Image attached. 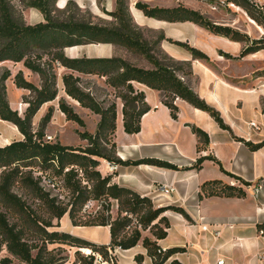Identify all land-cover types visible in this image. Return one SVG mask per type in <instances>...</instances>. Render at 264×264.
Masks as SVG:
<instances>
[{
    "label": "trees",
    "instance_id": "trees-1",
    "mask_svg": "<svg viewBox=\"0 0 264 264\" xmlns=\"http://www.w3.org/2000/svg\"><path fill=\"white\" fill-rule=\"evenodd\" d=\"M20 1L25 7L40 10L44 20L27 23L11 0H0V63L8 60L23 62L25 67L38 74L40 82L37 85L28 80L22 70L14 75V84L29 91L23 96L22 100L27 106L23 114H20L17 109L11 107L7 96L5 81L11 77V71L6 68L0 74V119L12 122L23 134L22 139H15L0 146V251L5 248L9 254L23 264H62L67 257L55 256L51 250H48L46 244L59 246L63 244L90 249L86 255L77 249L73 264H95L97 255L102 261L118 264L113 255L114 248L128 249L137 245L142 239L143 246L147 249V255L152 259L153 264H164L174 253L183 251V247L162 250L156 240L147 236L142 237L141 229H149L156 239H162L167 236V229L170 227L165 212L174 210L188 218L187 212L184 208L175 205L154 207L149 196H142L131 188L113 182L115 172L102 175L98 170L99 158L121 164L147 163L172 169H178V167L158 158L120 159L116 155V143L113 140L116 130V102L106 103L105 100H98L82 84L81 76L74 72L106 77V83L117 91L116 96L122 100L123 125L127 133L140 131L141 117L150 110L144 91L136 89L133 81L161 90L164 96L163 103L169 107L173 118H177L179 108L175 99L179 97L207 111L220 127L231 130L230 127L224 122L220 112L194 91L185 79L192 74L190 61L178 60L168 55L172 62L169 64L154 54L153 47L159 45L160 41L166 38L165 35L161 34L153 42L146 39L141 28L131 24L128 19L126 0H116V9L106 12L115 19L113 24L95 23L76 16L70 12L71 7H76L71 0H68L62 8L55 6L56 0ZM226 1L236 2L246 8L255 22L264 28V11L255 2L250 0ZM135 6L148 17L170 22L191 21L214 34L245 43L238 56L220 50V54L227 58H240L264 49V36L251 39L247 34L230 26L214 23L199 11L183 5L150 6L145 2L137 1ZM253 8H255L254 11ZM167 39L187 49L194 58L210 61V57L198 47L185 41ZM93 43L124 46L128 50L144 55L154 67L144 68L118 55L69 56L65 53L67 47ZM183 65L188 66L189 71L185 72ZM57 66L69 70L61 76L65 93L77 100L82 107L100 116L95 132L77 131L79 137L87 141L85 146H74L44 139L45 130L53 115L52 106H49L41 117L37 130L33 128V118L41 106L54 100L58 95L55 71ZM257 74L264 75V69ZM58 108L65 114L67 120L85 126L84 119L64 97L59 99ZM192 131L203 145L208 143V134L202 128L192 125ZM235 138L244 142L252 150L264 144V142L255 144L237 136ZM201 147V145L198 146L199 149ZM205 159L214 160L220 165L221 170L237 183L230 184L221 179L207 180L200 186V197H203V194L237 197L246 195L245 187L250 182L226 171L216 158L199 156L194 166L199 168ZM35 171L40 174L36 176ZM43 176L48 177L53 184L56 177L62 178L64 187H67L73 196V201L69 204L57 203V198L50 196V193L40 184ZM83 179L87 181V184L82 182ZM15 184L28 189L34 198L46 205L51 216L49 220L39 216L29 217V206L13 190ZM100 198H105L108 202L107 210L110 209V199L118 201L116 218L112 219L108 214L90 224L110 226L111 239L108 244L97 243L69 232L47 228L53 225V218L61 219L66 213L69 214L73 224L89 225L77 222L76 205L82 206L87 200ZM9 214L16 215L22 221L28 220L26 223H31L35 227L32 229L41 238V244L31 242L27 237L29 228L19 227L17 223L10 222ZM134 216L137 217L138 224L132 228L131 223ZM260 227L264 231V224ZM135 260L137 264H144L142 254H137ZM12 262L13 259L9 256L0 259V264H12ZM170 264L182 263L173 259Z\"/></svg>",
    "mask_w": 264,
    "mask_h": 264
},
{
    "label": "crops",
    "instance_id": "crops-1",
    "mask_svg": "<svg viewBox=\"0 0 264 264\" xmlns=\"http://www.w3.org/2000/svg\"><path fill=\"white\" fill-rule=\"evenodd\" d=\"M59 1L61 0H57V6L63 7L67 0L62 1L61 5ZM105 7L111 9L112 2H106ZM251 22L261 28L254 20L251 19ZM165 37L161 47L175 59L190 61L192 74L189 77H196L197 81L192 82L187 77L188 83L194 91L220 112L224 122L231 130L220 127L207 111L199 109L179 97L175 99L179 111L177 118H173L169 107L163 103L164 96L161 90L133 81L136 89L144 91L145 100L150 106V110L141 117L140 131L127 133L123 125L122 102L117 107L116 130L113 135V140L116 143V155L122 160L158 158L176 165L178 169L147 163H118L112 180L120 186L135 190L142 196H149L156 206L175 205L184 208L187 212L188 218L174 210L165 212L170 222L166 237L156 239L152 233L142 236L156 240L162 248L183 247V251L174 253L164 264H170L173 259L179 260L182 264H219L218 261L221 259L223 264H264V231L260 227L261 224H264V144L252 150L244 142L235 138V136L244 138L255 144L264 142V75L257 74L264 69V66H257L256 59L253 58L257 54L264 53V50L242 57V60L249 64L240 67V64H234L236 60L226 59L220 54V50H222L233 56H238L242 48L240 41L221 36L222 40L219 44H214L206 38L201 41L186 37L188 43L198 47L210 57V62L222 65L220 69H216L212 63L194 58L184 47L177 48L173 45L167 39L173 37L171 34H167ZM95 46L97 47V45ZM83 47L84 45L67 47L65 51L69 56H77L75 53ZM100 50L104 54L95 56L111 55L110 48L106 44L104 49ZM22 71L26 77L27 73H32L27 67L22 68ZM58 85H60V96L65 99L70 98L69 103L75 111L81 115L79 108L88 109L82 107L77 100L65 93L61 79H59ZM16 90L20 91L22 99L29 93L27 89L17 86ZM17 96L15 94L13 98L15 99ZM43 105L33 118V128L35 119H39L40 122L39 115L43 110ZM50 106L54 110L52 120L48 123L47 128L57 118L61 128L68 125L78 128V126H74L78 123L66 119L65 114L58 108V104H50ZM245 108L248 109V114L244 112ZM94 114L96 121L94 130L91 132L96 130L100 119L98 114ZM3 121L17 129L18 134L15 135V139L23 138V134L16 125L10 121ZM250 121H255L259 128L250 126ZM192 125L202 128L208 134L207 144L203 145L200 142L199 137L192 131ZM34 130L37 129L34 128ZM7 137L4 135L2 139ZM11 141L13 140H9V142ZM79 142L80 145L74 146H83L84 142L85 145L87 144V141L81 138ZM61 143L70 144L65 141ZM199 145L202 146L201 149L198 148ZM199 156L216 158L226 171L250 182L245 187L246 195L237 197L203 194V197H200V186L203 182L213 179L229 182L232 177L224 173L220 165L212 159H205L202 165L196 168L194 163ZM99 161L98 170L101 174L111 173L108 168L110 161L104 158H99ZM162 184H171L174 191L170 194L160 193L158 188ZM255 184L262 185L257 196L253 194L251 188ZM62 221L65 228L54 229L69 232L97 243L108 244L110 242L109 225H93L87 228L73 224L71 218L66 215ZM204 225H207L208 230L202 229ZM215 230H219L220 235L215 236L213 234ZM60 246H69L76 250L90 252V249L63 244ZM137 254L143 255L144 264H153L152 259L147 255V249L143 246L142 239L131 248L116 247L113 251L118 264H137L135 260ZM6 256L11 257L13 261H19L9 253ZM73 261L69 257L62 264H73Z\"/></svg>",
    "mask_w": 264,
    "mask_h": 264
},
{
    "label": "rangeland",
    "instance_id": "rangeland-1",
    "mask_svg": "<svg viewBox=\"0 0 264 264\" xmlns=\"http://www.w3.org/2000/svg\"><path fill=\"white\" fill-rule=\"evenodd\" d=\"M12 3L16 6L19 13L23 16L24 20L27 23H36L39 21L44 20L43 14L34 7H25L20 0H11ZM62 1H59V4ZM68 1V0H67ZM66 1V2H67ZM73 3L76 4V7H71L70 12L76 14V16L83 18L85 20H92L95 23H101V24H113L115 22V19L106 13L107 11H113L116 9V0H71ZM137 1L145 2L150 6H162V7H174L183 5L185 7H188L190 9H194L199 11L201 14H203L206 18L211 20L214 23L230 26L231 28L235 30H239L240 32L247 34L251 39H258L262 38L264 36V28L261 26V28H258L257 25L251 22V19H253L246 8L243 6L237 4L236 2H227L226 0H126L127 5V17L130 20L131 24L135 26H139L143 32V35L146 39L149 41H155L157 38L161 35H167L171 34L176 40H183L185 42H188L186 40V37H190L192 39H208L211 40L214 44H219L221 39V35L214 34L210 32L209 30L199 26L195 25L191 21H178V22H163L161 20L153 19L151 17H148L144 15L142 10L138 9L135 6V3ZM106 2L110 3L112 2L111 9H106L105 4ZM66 4V3H65ZM61 5V4H60ZM258 6L264 11V0H260L257 3ZM55 6H57V0L55 2ZM65 6V5H64ZM63 6V7H64ZM108 7H110L108 5ZM62 8V7H58ZM253 11L255 8L252 9ZM254 20V19H253ZM255 21V20H254ZM164 40L160 41L159 45L156 47H153V52L156 54V56L161 59L163 62L171 64V60L169 59V54L161 47V43ZM202 41V40H201ZM200 41V42H201ZM173 43V42H172ZM109 46L110 48V54L111 55H118L122 56L125 59L129 60L130 62L134 63L135 65L144 67V68H153V64L142 54L136 53L134 51L128 50L126 47L121 45H114L110 43H93L92 44H85L82 49H80L79 52L75 53L77 56H83V55H89V56H95L96 54H104L100 49H104V46ZM191 44V43H189ZM242 48L245 46L244 42H241ZM97 45V47L95 46ZM177 48H183L182 46L173 43ZM99 46V47H98ZM97 48H99L97 50ZM240 50V51H241ZM264 50V49H261ZM219 51V50H218ZM65 53H67L65 51ZM109 55V56H111ZM230 60H236L234 64H240V67H245L248 65V62H244L242 57L240 58H227ZM253 58L256 59V65L257 66H264V53H260L255 55ZM240 60V61H238ZM205 61V60H204ZM210 62V61H208ZM233 62V61H232ZM216 69H220L222 67L221 64H217L215 62H210ZM10 69L11 71V77H9L5 83L7 85V96L9 98V102L12 108L17 109V111L20 114H23V111L25 110L27 104L23 102L22 95H20V91L16 90V86L13 83V77L14 75L19 71L22 70V68H25L23 62H14V61H3L0 63V74L6 69ZM183 70L185 72L189 71V67L186 65H183ZM55 71L57 73V82L59 79H61V76L65 72H69V70L64 69L63 67L57 66L55 68ZM32 72V71H31ZM24 73V72H23ZM76 75H80L82 78V84L86 87L87 90H90L98 100H105L106 103H110L115 101L117 104V107L121 105V98L116 96L117 91L109 86L106 83V77L104 76H98V75H92V74H82L78 72H74ZM27 77L24 74V76L32 81L35 84H39V76L37 73L32 72L31 74L27 73ZM35 74V76H34ZM183 78L182 76H180ZM187 80V77H185ZM190 81L196 82V77H189ZM264 86V83H263ZM60 85H58V95L57 97L44 104L43 110L40 113V118L43 116L47 108L50 106V104H58V101L60 99ZM27 92V91H26ZM15 94H17V98L15 97ZM66 101L69 103L70 98H66ZM48 104V105H47ZM79 111L81 112V117L84 118L85 126H80L79 124L74 125L78 126V128H73V125H68L63 128L60 127V122L55 119V122L49 126V128H46L45 130V136L44 139L47 140V136H51L50 141H60V142H68L73 145H80L79 142V135L77 131L81 130H88L93 131L94 125L96 121V115L94 112L89 111L88 109H82L79 108ZM244 112L248 114V109L245 108ZM53 117V116H52ZM39 118V117H37ZM52 120V118H51ZM50 120V121H51ZM4 122V123H3ZM38 122L39 119H35L34 128H38ZM48 127V125H47ZM49 129V130H48ZM17 129L14 128L13 125L5 123V121L0 120V144H7L9 140H15V135L18 134ZM48 130V131H47ZM95 132V131H94ZM4 135H7L8 137L5 139H2ZM19 136V135H18ZM85 146V142L83 143ZM0 145V146H3ZM34 174L37 176L40 173L38 171H35ZM82 172L80 171V175ZM48 177L43 176L41 178L40 184L43 186L45 190H47L50 193V196L57 198V203L59 204H69L71 201H73V196L68 190L67 187H64V181L62 178L56 177L54 179V184L50 181H48ZM84 184H87L86 180L83 179L82 181ZM90 184V183H88ZM13 190L21 196L28 204L29 206V217L33 218V216H39L40 218H43L45 220H49L50 213L46 209V205L39 201L38 199L34 198L33 195L30 193L28 189H25L24 187H21L19 184H15L13 187ZM110 209H106V205L108 202H106L105 198L100 199H90L87 200L82 206L80 204L76 205V211H75V218L77 222L82 224H89V225H82L86 226L87 228L92 227L93 225H90L92 223H95L96 221L102 219V217L108 216V214L111 215V218L114 219L118 215V201L116 199H110ZM154 207L156 206L153 202ZM66 217L69 218V214H65ZM65 215L63 217H65ZM9 220L10 222H15L18 224L19 227L29 228L27 229V237L31 242H37L41 244V238L37 233L34 232L32 228H35L31 223H26L27 221H22V219H18V217L14 214H9ZM63 217L61 219L53 218L52 219V226H48L47 228L50 230L52 228H65L63 223ZM156 221V220H155ZM154 221V222H155ZM137 217L134 216L132 220V228H134L137 225ZM139 228H142L139 226ZM142 236L151 234L149 229L143 230L141 229ZM46 247L48 250H51L52 254L55 256H66L67 258H71L72 260L75 259V250L76 248H72L69 246H59L57 244H46ZM8 251L3 248L0 251V259L6 255ZM35 250L33 251V253ZM82 254L86 255L88 254L86 251L82 250ZM13 264H19L21 262L19 261H13ZM110 264V262H109Z\"/></svg>",
    "mask_w": 264,
    "mask_h": 264
},
{
    "label": "built area",
    "instance_id": "built-area-1",
    "mask_svg": "<svg viewBox=\"0 0 264 264\" xmlns=\"http://www.w3.org/2000/svg\"><path fill=\"white\" fill-rule=\"evenodd\" d=\"M250 1H253V2H255L257 4L260 0H250ZM249 125L254 127V128H259L258 124L255 121H250ZM50 139H51V136L48 135L47 136V140L50 141ZM118 165L119 164L116 163V162H110L109 167H108L110 172H115V170L118 168ZM229 183L230 184H236L237 182L234 179H231L229 181ZM251 188H252L253 194L255 196H257L259 191H260V189L262 188V185L261 184H255V185L251 186ZM158 189H159L160 193H163V194H170V193H172L174 191V187L171 184H162ZM202 229L203 230H208L207 225H204ZM220 233L221 232L219 230L213 231V234L215 236L220 235ZM162 250H165V248H162ZM103 262H106V263L109 264V262H107V261H102L101 257L99 255H97L95 264H101ZM218 263L219 264H223V260L222 259L219 260Z\"/></svg>",
    "mask_w": 264,
    "mask_h": 264
}]
</instances>
